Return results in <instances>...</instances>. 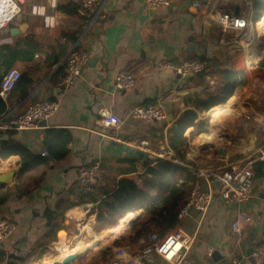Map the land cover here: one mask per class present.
<instances>
[{"label":"crops","instance_id":"obj_1","mask_svg":"<svg viewBox=\"0 0 264 264\" xmlns=\"http://www.w3.org/2000/svg\"><path fill=\"white\" fill-rule=\"evenodd\" d=\"M194 1L199 0H171L168 8L155 10L149 8L145 0H100L105 18L96 20L85 31L84 18L78 10L58 9L68 4L27 0L20 15L0 32V46H12L29 37L43 47L31 68L21 62L12 67L29 74L33 89L21 104H17V97L11 94L6 114L14 115L26 102L41 100L47 85L52 87L50 100H58L60 104L58 112L38 129L0 133V147L3 141L7 142L5 147H25L43 161L22 174L20 156L0 157V174L15 172L11 184H0L9 192L0 207V215L16 226L11 238L0 244V262L53 264L76 252L79 257L70 264H106L116 247L129 246L132 253H140L152 246L149 235L162 237L177 230L189 236L196 232L188 256L190 264H233V259L241 264H253L252 252H264V174L256 168L252 197L247 204H225L215 193L204 215L191 214L183 224L176 222L172 228L161 231L151 226L146 232H134L131 224L143 217L141 211L129 212L116 226L100 229L96 225V212L90 213L94 204L83 203L79 194L77 169L82 165L99 163L102 166L104 174L97 183L100 187L113 188L120 178L140 183L139 176L149 159L143 160L136 152L125 150L123 144L112 140L111 136L123 140L145 139L154 149L171 150L183 167L187 164L218 167L264 150V67H259V62L264 60V32L258 29L259 21L256 24L250 21L251 6L246 0L199 1L207 6L200 12L191 9ZM230 4L239 6L238 15L242 12L247 15L251 24L248 33L253 34L256 29L257 45L230 42L229 37L221 34L210 8L219 7L234 15L233 10L226 8ZM40 8L44 9L42 14L34 11ZM205 25L209 26L207 32ZM21 27L25 29L23 32L16 36L11 34V30ZM73 38H76L74 44ZM191 44L203 52L190 53ZM59 45H66L70 50L60 64L50 68L45 61L46 54L53 51L58 54ZM74 49L89 51L90 58L76 82L60 90L58 85L63 77L56 71L60 66L65 71V59ZM201 58H205L202 63L206 71L216 74L220 86L214 91L205 88L206 91L192 93L204 88L200 84L202 74L184 79L166 64L176 66L183 60L200 61ZM219 68L244 70L247 84L220 104L224 109L231 104L230 111L214 114L211 108L201 112L196 101L222 86L216 73ZM122 71L135 77L133 88L118 90L114 87L115 78ZM157 102L162 103L166 118L171 117L164 126L155 121L127 118L136 106ZM185 111H194L195 124L204 123L206 131L196 133L193 127L186 129V141L174 150L168 143V131ZM108 112L124 121L116 132L99 123ZM47 129L66 130L70 135L68 152L61 159L50 157L43 144ZM63 207L64 211H60ZM47 210L55 213L51 222L44 216ZM242 211L250 215L251 223L242 236L235 239L229 225ZM148 264L168 263L154 255Z\"/></svg>","mask_w":264,"mask_h":264},{"label":"built area","instance_id":"obj_2","mask_svg":"<svg viewBox=\"0 0 264 264\" xmlns=\"http://www.w3.org/2000/svg\"><path fill=\"white\" fill-rule=\"evenodd\" d=\"M27 0H0V32L6 28L20 15L22 6ZM55 4H75L78 11L84 18L83 28L87 31L98 19H104L105 13L102 11L100 0H54ZM149 8L160 10L170 6L171 0H145ZM191 9L200 12L207 9L199 1H194ZM211 14L215 17L220 27L221 34L230 38V42H242L249 45L251 43V24L245 12L240 15H232L219 7H211ZM234 35V36H233ZM90 56L89 51L84 49H74L65 59V75L58 85L60 90L70 87L80 76L83 66L86 65ZM178 74L191 75L193 77L202 74L201 86L207 91H214L220 86L217 76L212 71H206L204 64L199 60H183L178 65L166 64ZM21 77V72L11 68L5 72L0 81V98L7 102ZM136 84L135 77L127 71L120 72L114 82V87L118 90L133 88ZM58 100H36L28 101L23 108L14 115L3 114L0 116V133L26 132L39 128L41 123H46L59 110ZM127 118L134 121H155L166 119L162 103L157 102L152 105L136 106L129 113ZM100 125L106 129L117 131L124 121L111 113H104L100 118ZM112 140L134 148L147 156L149 160H164L182 166L177 155L171 150L154 149L145 139L123 140L116 136L110 137ZM264 163V150H258L243 159H236L226 162L218 167L200 168L193 165H185L186 170L197 179L187 198L186 203L177 213L178 225L183 224L191 214L204 215L217 193L225 204L242 206L247 204L251 197L255 184L256 164ZM78 182L85 192L92 193L94 186L98 183L104 169L99 163L80 166L77 169ZM85 207H88L85 204ZM251 223V217L246 212H240L230 221V232L232 237L239 239L243 231ZM16 230V226L6 217L0 215V244H4L11 238ZM194 235H186L181 230L171 231L162 237L155 234L149 235L153 241L151 247L144 248L140 253H132L129 246H121L113 249L110 259L106 264H148L154 255L159 256L168 264H190L188 256L194 244ZM253 264H264V252L253 251L251 254ZM233 264H241V261L233 259ZM0 264H14L11 260H4Z\"/></svg>","mask_w":264,"mask_h":264},{"label":"trees","instance_id":"obj_3","mask_svg":"<svg viewBox=\"0 0 264 264\" xmlns=\"http://www.w3.org/2000/svg\"><path fill=\"white\" fill-rule=\"evenodd\" d=\"M251 6L250 21L256 24L263 18L264 0H246ZM71 8L77 12L79 6L68 4L59 6V10L65 11ZM263 15V16H262ZM262 17V18H261ZM258 22V23H259ZM73 44L76 38L72 40ZM59 53L46 54L45 61L52 68L60 64L67 55L68 46L59 45ZM43 47L33 38H23L18 40L14 45L0 46V81L6 71L11 69L17 62H21L29 69L33 65L37 56L42 54ZM205 62V58L200 59ZM259 67H264V60L259 62ZM56 72L64 77V67H58ZM216 73L219 75L222 86L215 93H207L204 98L196 101L195 105L201 112H207L214 109L220 104H224L231 98L237 88L247 84V74L244 70H233L219 68ZM33 81L28 73H21L12 96H16V103L21 104L30 96L32 92ZM230 101H228L229 103ZM7 102L0 98V116L6 114ZM197 115L194 111H185L176 121L172 129L168 131V143L171 149L176 150L183 142L186 141L184 133L186 129L193 127L196 133L205 132L204 123L195 124ZM70 135L66 130L47 129L43 144L47 149L50 157L61 159L68 152ZM7 142H1L0 157L7 159L12 155H18L22 161L20 173H25L33 168V165L43 163L42 159L33 155L25 147L18 145L6 146ZM144 172L139 176L140 183L134 179L120 178L113 188L108 186L100 187L97 183L94 186L96 193L85 192L78 185L79 194L83 203L94 204V209L90 213L96 212V225L100 229L116 226L121 218L129 212L141 211L143 217L134 221L131 228L134 232H146L150 227L158 230H167L177 222V213L186 203L187 198L197 181L196 177L189 173L185 167L164 160H147L144 165ZM256 170L264 174V163L256 164ZM9 197V192L0 186V207ZM96 204V205H95ZM65 207L60 211H64ZM59 212V211H58ZM48 222L55 218V213L47 210L44 214ZM138 228V229H137ZM139 235V234H136ZM151 243V241L149 239Z\"/></svg>","mask_w":264,"mask_h":264},{"label":"water","instance_id":"obj_4","mask_svg":"<svg viewBox=\"0 0 264 264\" xmlns=\"http://www.w3.org/2000/svg\"><path fill=\"white\" fill-rule=\"evenodd\" d=\"M199 1H204V0H199ZM226 8H228L230 10H233L234 11V15H238V13H239V6L238 5L230 4V6L229 7L226 6ZM23 27H25V26H23ZM23 27H21L18 30H16V29L11 30V34L13 36L18 35L20 32H23L25 30ZM208 29H209V26L205 25V31L206 32L208 31ZM189 52L195 54V53H198V52H203V50L202 49H198L195 45L191 44L189 46ZM207 55H208V57L211 56V50L210 49H208ZM93 63H94V60H91L90 64H93ZM180 76H182V75H180ZM182 77L184 79L193 78V76H191V75H184ZM203 91H206L205 87L201 88L199 90H195L192 93H199V92H203ZM51 95H52V87L47 85V86H45V89H44V92L42 94L41 100H50L51 97H52ZM263 105H264V101H263ZM167 121H171V117L170 116H168L165 120L159 121L160 126H164ZM40 125L44 126V125H46V123H41ZM123 146H124L123 148L125 150H128L129 152H136V154L138 156L142 157L143 160H147V156L143 155L140 151L135 150L134 148H130V147L126 146V145H123ZM14 175H15V172H13V171L8 173V174H0V184H3V185L11 184L12 181H13ZM2 211L5 212L6 208H3ZM251 252H252V250H249V254H251ZM78 257H79V254L75 252L73 254H69V255H66V256L62 257L60 260L55 261L53 264H70L74 260H76Z\"/></svg>","mask_w":264,"mask_h":264},{"label":"bare ground","instance_id":"obj_5","mask_svg":"<svg viewBox=\"0 0 264 264\" xmlns=\"http://www.w3.org/2000/svg\"><path fill=\"white\" fill-rule=\"evenodd\" d=\"M258 29L261 31V32H264V16H263V18L260 20V22L258 23ZM231 104H229V106H230ZM214 114H217L218 112H225L226 110L228 111H230V108L228 107V108H226V109H224V107L222 106H217V107H215L214 109ZM213 113V112H212Z\"/></svg>","mask_w":264,"mask_h":264},{"label":"rangeland","instance_id":"obj_6","mask_svg":"<svg viewBox=\"0 0 264 264\" xmlns=\"http://www.w3.org/2000/svg\"><path fill=\"white\" fill-rule=\"evenodd\" d=\"M251 33V32H250ZM256 33V29H255V31H254V33L252 34L251 33V45L252 44H254V45H257L256 43H257V37H258V35L257 34H255ZM256 41V42H255ZM17 70H19V69H17ZM229 107H231V105L229 106Z\"/></svg>","mask_w":264,"mask_h":264},{"label":"clouds","instance_id":"obj_7","mask_svg":"<svg viewBox=\"0 0 264 264\" xmlns=\"http://www.w3.org/2000/svg\"><path fill=\"white\" fill-rule=\"evenodd\" d=\"M34 11H39L41 14L43 13L44 9L43 8H40V9H34ZM49 23H52L51 20H49Z\"/></svg>","mask_w":264,"mask_h":264}]
</instances>
